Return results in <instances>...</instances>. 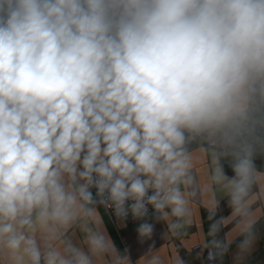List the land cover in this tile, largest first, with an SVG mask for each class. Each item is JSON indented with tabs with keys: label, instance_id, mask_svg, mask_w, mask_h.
Returning <instances> with one entry per match:
<instances>
[{
	"label": "clouds",
	"instance_id": "clouds-1",
	"mask_svg": "<svg viewBox=\"0 0 264 264\" xmlns=\"http://www.w3.org/2000/svg\"><path fill=\"white\" fill-rule=\"evenodd\" d=\"M197 153L231 210L214 199L207 259L239 239L242 260L264 179V0H0V264H131L101 207L143 220L142 242L149 209L186 235ZM143 264H163L154 241Z\"/></svg>",
	"mask_w": 264,
	"mask_h": 264
},
{
	"label": "crops",
	"instance_id": "crops-1",
	"mask_svg": "<svg viewBox=\"0 0 264 264\" xmlns=\"http://www.w3.org/2000/svg\"><path fill=\"white\" fill-rule=\"evenodd\" d=\"M226 172L232 175L228 161H224ZM257 167L260 169V174L264 177V159L257 158ZM210 161L203 153H197L195 159V168L198 174L202 188V195L195 201L190 203L192 210L191 222L187 227V234L179 237L173 236L169 229L168 221H155L152 211L149 213L147 220L155 224V232L151 240L141 241L137 233V228L143 220H137L134 223H125L114 221L110 218L105 208H100V213L103 217L104 225L111 236L116 247L121 253L127 249V254L130 257L131 264H143V255L147 252L150 244L155 242L157 254L161 257L163 264H173L176 257H183L186 264H198V258L191 251V246L200 243L205 244L208 236L209 225V210L214 206V199L220 200V212L218 215L227 216L230 209L227 207V196L223 190H215L213 196V188L210 186ZM252 219L255 222L257 240L252 252L245 256L242 260L235 259L237 252V244L240 240L237 239L232 245L227 254L223 257H218L216 260L219 264H264V179H262L257 189V199L254 205V214ZM225 230L221 232V238L227 241H232L238 236L236 226L225 222Z\"/></svg>",
	"mask_w": 264,
	"mask_h": 264
},
{
	"label": "built area",
	"instance_id": "built-area-1",
	"mask_svg": "<svg viewBox=\"0 0 264 264\" xmlns=\"http://www.w3.org/2000/svg\"><path fill=\"white\" fill-rule=\"evenodd\" d=\"M152 210L149 209V213L151 212ZM106 212L108 213V215L110 216V218L114 221H119L117 220L114 215L112 214L111 210H106ZM137 219H133L131 217V215H129V217L127 218L126 221H124L125 223H134L136 222ZM191 251L194 252V254L196 255V257L198 258V264H219V262L217 260H214V261H209L207 259V256H208V249L207 248H204L203 247V244H200V243H196L194 245L191 246ZM200 255H198V253H201Z\"/></svg>",
	"mask_w": 264,
	"mask_h": 264
}]
</instances>
